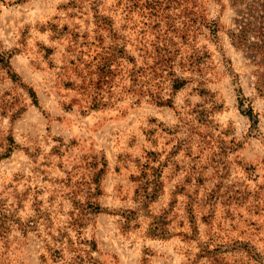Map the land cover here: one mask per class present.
I'll use <instances>...</instances> for the list:
<instances>
[{
  "label": "rangeland",
  "instance_id": "rangeland-1",
  "mask_svg": "<svg viewBox=\"0 0 264 264\" xmlns=\"http://www.w3.org/2000/svg\"><path fill=\"white\" fill-rule=\"evenodd\" d=\"M199 4L221 25L220 47L197 36L211 54L210 80L204 83L209 93L203 97L193 85L184 86L172 94L170 107L147 100L139 84L147 77L134 81L130 63L109 51L111 26L137 56V48L152 38L145 34L154 25L151 3L0 0V47L14 50L11 68L39 102L32 105L25 87L0 69V98L16 96L26 105L14 121L0 116V152L9 134L17 144L0 159V208L15 221L9 231L0 230L5 262L63 264L49 255L48 243L51 250L65 246L67 260L71 238L95 241L101 264H218L200 248L210 239L224 246L223 262L264 264V57L238 48L228 35L247 19L264 21V0ZM97 14L110 18V25ZM259 29L264 33V22ZM168 84L159 88L164 96ZM238 88L251 101L256 124L239 109ZM209 99L217 106L210 107ZM196 105L207 108L213 134L224 130V144L236 145L229 151L227 182L237 190L211 210L203 199L213 181H204L193 203L198 232L188 220L186 194L176 193L175 186L189 167L202 164L197 141L188 140ZM157 165L163 166L162 190L148 200L144 194L150 189L144 191L136 178ZM89 201L101 211L86 213ZM129 209L137 214L122 223L118 213ZM156 214L164 220L161 232L149 229Z\"/></svg>",
  "mask_w": 264,
  "mask_h": 264
},
{
  "label": "trees",
  "instance_id": "trees-1",
  "mask_svg": "<svg viewBox=\"0 0 264 264\" xmlns=\"http://www.w3.org/2000/svg\"><path fill=\"white\" fill-rule=\"evenodd\" d=\"M144 2L146 5L152 4L149 15L154 25L150 27L149 31L146 30L145 32V34L150 33L152 38H150L148 43L146 40L142 43L141 47L137 48L136 56L126 48L125 40L119 36L117 29L109 26L111 43L113 44L110 46V53L114 59L130 63L131 68L129 71L133 73L134 81L147 77L146 82L139 83L138 81V83L142 89H146L145 95L150 102L153 101L157 104L173 107L172 94L187 85H193L192 88L195 89L196 93L204 97L209 93V89H207L204 83L210 80L211 54L207 43L197 41V36L200 35L207 38L209 41L215 43L217 47H220L218 33L221 25L218 20L207 16V12L204 7L200 6L199 0H144ZM261 7L264 9L263 4ZM95 16L96 19L105 23V27L110 25L111 21L107 16L101 14ZM263 22V20L260 21L256 17L247 19L242 25L239 24L240 26L236 29H228V35L233 44L238 48L246 49L249 52L264 57V33L259 29ZM251 36H254L256 40H251ZM179 38H181V42L178 41ZM13 53L14 50H3L0 47V69L12 81L18 82L19 78L10 65V58ZM138 56L142 58L141 62H139ZM106 69L108 73L111 71L110 62L106 64ZM165 80H168L170 90V93L166 94V96L162 95L159 90ZM18 83L25 87L31 99V104L39 107L35 91L31 87L25 86L22 82ZM259 90H263L262 84H259ZM241 91V88H238L239 109L243 114L247 115L253 124H256L258 122L257 113L254 111L251 101ZM5 93L8 94L9 92L6 91ZM206 103H209L210 107L217 106L210 99L206 100ZM196 107V109L192 110L193 116L189 119L188 137L190 138L188 140L194 139L197 141L200 149L197 161L202 164L197 167H189L185 179L178 181L175 186L177 187L176 193L183 191L186 194L188 220L193 225V231L198 232L193 203L196 204L199 190L205 186L204 181L207 179L213 181L212 187L204 193L205 198L203 199L204 202L208 200L211 203V210H214V206L212 205L226 202L220 201V199L226 197L229 200V197L234 196L237 190H234V186L227 182L228 168L231 163L229 151L234 152L236 145L235 143L231 145L224 144L223 137L227 133L224 130H220L219 134H213L214 128L210 125L207 108L203 105H196ZM25 109L26 105L20 104L16 96H9L6 100L0 98V116L8 117L10 121H14L19 117ZM209 109L210 111L213 110L212 108ZM6 140L7 146L4 151L0 152V159L9 156L12 150L17 147L10 134L7 135ZM144 165L148 167V162ZM162 167V165L154 166L150 175L144 177L143 174L145 172H143L136 178L144 191L150 189L151 192L144 194V197L148 200L154 196L156 197L157 191L162 190ZM96 189L98 193V185H96ZM85 209L87 210L86 213L92 212L96 214L102 208L99 203L89 201ZM118 214L121 216L122 223L128 224L132 221V215L137 213L135 210L129 209L122 210ZM11 217L12 215H10L6 208H0V230L2 232H7L12 228V224L15 221ZM151 219L152 222L149 225V229L152 227L153 230L161 232L160 225L164 224L163 217L156 214ZM28 225H25V229H27ZM163 228L165 229V227ZM209 240L206 242H202L203 240H201L202 244L200 248L203 252H206L207 257L213 263L228 264V262H223V253L226 252V250H222L224 246L221 244H211ZM84 245L87 247H83ZM243 246L251 255L249 248L246 247L247 245ZM64 247L62 246L60 250L57 248L51 250L52 248H50V244L48 243L49 255L54 260L61 259L63 264H101L99 257L94 255V252L97 251V245L93 240L84 242L69 238L67 247L70 255L67 260H65L66 258L63 255ZM239 247L241 246L239 245ZM0 257V264H8L2 257L1 252ZM254 259L257 260V258Z\"/></svg>",
  "mask_w": 264,
  "mask_h": 264
}]
</instances>
